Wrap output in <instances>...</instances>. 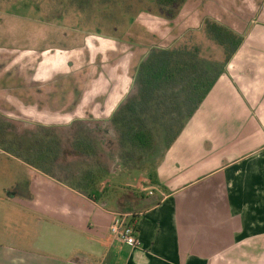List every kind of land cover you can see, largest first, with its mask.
Listing matches in <instances>:
<instances>
[{
    "label": "crops",
    "instance_id": "0c3cea01",
    "mask_svg": "<svg viewBox=\"0 0 264 264\" xmlns=\"http://www.w3.org/2000/svg\"><path fill=\"white\" fill-rule=\"evenodd\" d=\"M189 5L199 23L209 16L236 30L228 14L211 11L213 1L188 0L182 10ZM255 6H235L242 44L179 137L156 158L148 187L129 193L119 186L112 200L96 202L29 167L62 201L67 226L59 237L71 264H264V0ZM80 110L42 118L66 123ZM111 186L105 183L104 194ZM129 199L130 209L117 207ZM120 215H131L127 223L136 228L139 247L110 236Z\"/></svg>",
    "mask_w": 264,
    "mask_h": 264
},
{
    "label": "rangeland",
    "instance_id": "374dc122",
    "mask_svg": "<svg viewBox=\"0 0 264 264\" xmlns=\"http://www.w3.org/2000/svg\"><path fill=\"white\" fill-rule=\"evenodd\" d=\"M85 1L87 2L0 0V51H17L19 58L26 56L28 60L36 62L38 52L41 50L66 52L72 48L82 47V53L74 52L75 56L70 58L76 62V68L78 70L81 68L82 71L85 69L84 66H88L89 59L87 50H84L86 42L91 50L110 49L114 52L102 55L96 60L95 55L99 52L96 50L95 55L92 56L93 63H110V67H106L102 73L109 82L117 78V75L125 77L127 66L132 76L133 69L143 58L144 60L148 58L152 48L168 47L174 41H177L175 46L199 47L203 58L207 60L224 62L221 47L208 35L205 26L207 21L219 23V20L203 16L199 23L198 20L193 19L196 17V12L193 11L192 5L188 6L187 12L182 10L184 6L180 7L176 19L166 21L155 0ZM196 1L199 4L200 0H194ZM210 1H213L211 8L213 13L230 16L229 23L234 24L236 30L221 22L220 24L235 33L241 26L240 23L235 24L234 18L239 19L235 6L248 5L251 8L249 10H253L256 9L255 5L258 2V0ZM228 2L232 4H227ZM131 18H133L132 22ZM242 20L247 25L251 21L243 15ZM176 34L179 36L175 38ZM53 54L54 52H51L49 60H59L66 56L65 53H57V57H52ZM115 62L118 63V67L112 70L111 66ZM48 66H50L49 61ZM102 74L100 72L93 74V80L95 78L96 80L88 83L87 88H92L88 96L93 97L102 89H106L104 81H101ZM68 119L69 117L61 118V120ZM1 121L2 118H0V264H71V258L66 259L63 255L66 251L63 249L65 246L60 244L59 235L67 226L64 215L60 213L62 201L60 198L57 200L56 192L29 167L38 169V165H42L49 170V176L56 177L69 185L74 184L75 180L87 170L95 172L94 175L101 176L99 185L101 189L105 183L112 185L111 190L105 194L103 192L104 196H101L106 201L116 196L119 186H123L129 193H134L140 192L150 184L155 159L150 161L145 155L126 154L115 132L107 136L108 140L103 142L105 145L103 148L93 132L97 130L88 124H78V130H74L75 134L65 128L38 129L36 136L42 138L40 141L42 145L53 147L52 151L57 156L60 149L54 144L55 141L49 138L56 134L60 135L61 148L64 143L67 148L66 156L62 159L59 156L58 162L52 165L46 160L28 158L26 153H21V150L27 148L25 145L31 144L32 141L34 129L30 125L21 129L10 128ZM74 137L81 148L88 147L89 150L91 144L88 138L92 140L94 146H91L89 155H75L77 150L73 151L67 144ZM81 151L84 150L78 149L76 154ZM130 201V199L123 200L120 205L118 202L117 207L130 209Z\"/></svg>",
    "mask_w": 264,
    "mask_h": 264
},
{
    "label": "trees",
    "instance_id": "16d2710c",
    "mask_svg": "<svg viewBox=\"0 0 264 264\" xmlns=\"http://www.w3.org/2000/svg\"><path fill=\"white\" fill-rule=\"evenodd\" d=\"M85 2L81 0V3ZM155 2L166 21H174L180 7L188 0ZM130 20L132 22L133 18ZM205 26L208 35L223 51V63L203 58L199 47L175 46L177 41L168 47L152 48L148 58L138 62L134 69L133 93L112 117L119 143L126 154L145 155L147 160L156 161L168 150L241 46L240 35L220 22L207 21ZM77 148L85 151L87 147L81 148L77 143ZM37 160L42 161V157L38 156ZM38 166L42 173L50 174L42 165ZM94 173L87 170L70 186L97 202L106 187H99L101 176Z\"/></svg>",
    "mask_w": 264,
    "mask_h": 264
},
{
    "label": "flooded vegetation",
    "instance_id": "af4514ba",
    "mask_svg": "<svg viewBox=\"0 0 264 264\" xmlns=\"http://www.w3.org/2000/svg\"><path fill=\"white\" fill-rule=\"evenodd\" d=\"M85 49L88 52L89 59L87 61L88 66H84L85 69L82 71L81 68L79 70L76 68L74 59L70 60L71 57L75 56L74 52H77V54L82 53V47L72 48L66 50V52L41 50L38 52L39 56L36 62L28 60L29 58H26V56L19 58L17 51H0L1 123H6L4 125L10 128L21 129L30 125L34 129L32 131L31 144L25 145L27 148L25 147L26 149L21 150V153H26L25 155L28 158L41 156L42 161L46 160L53 165L54 162H58L59 156L61 159L66 156L67 148L65 143L61 148L60 135L55 133V136L49 138L53 142L55 141L54 144H57L60 149V153L57 156L52 151L53 147L49 148L42 145L40 142L42 138L36 136L38 129L61 130L65 128L67 131L72 130L74 133V130H78V124H88L94 126V129L98 131L93 132L98 138L97 142L101 143L100 145L103 148L105 147L103 142L108 140L109 134H112V132L116 133L112 117H114L115 112L123 101L131 95L134 75L130 76L129 67L127 66L125 77L128 80V84L126 79L121 78L111 79L109 82L102 73L106 67H110V63H93L92 56L95 55L94 52L96 50H99H91L86 42L84 45ZM51 52H54L52 57H57V53H65L66 56L61 57L59 60H49ZM108 53L112 54L114 52L110 49L101 50L95 55V59L97 60L100 56ZM48 61L50 66H48ZM117 62L112 64V70L118 67ZM99 72L102 74L101 81H104L106 89L90 97L87 95L88 90H85V88L88 87V83H93L96 80V78L93 80V74ZM107 73L109 72L107 71ZM78 108H81L80 117L77 115L76 118L66 123L53 120L46 121L42 118L45 114H70ZM71 139L72 141L69 140L67 144L70 145L73 151H78L77 139L75 137ZM88 140L91 144V150V146L94 145L91 143L92 140L89 138ZM13 147H15V143H13ZM90 150L87 147L85 151H81L79 154H76V151L75 155H89Z\"/></svg>",
    "mask_w": 264,
    "mask_h": 264
},
{
    "label": "built area",
    "instance_id": "2783aa9c",
    "mask_svg": "<svg viewBox=\"0 0 264 264\" xmlns=\"http://www.w3.org/2000/svg\"><path fill=\"white\" fill-rule=\"evenodd\" d=\"M129 217L131 215H120L111 225L109 234L116 242L137 248L140 246V241L137 237L136 228L127 223Z\"/></svg>",
    "mask_w": 264,
    "mask_h": 264
}]
</instances>
